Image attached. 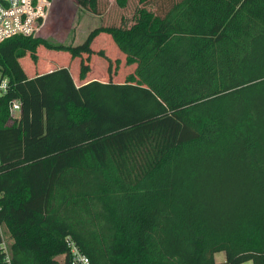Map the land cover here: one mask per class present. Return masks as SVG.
Masks as SVG:
<instances>
[{"label": "trees", "instance_id": "trees-1", "mask_svg": "<svg viewBox=\"0 0 264 264\" xmlns=\"http://www.w3.org/2000/svg\"><path fill=\"white\" fill-rule=\"evenodd\" d=\"M77 1L98 14L99 0ZM101 34L136 66L124 83L77 87L68 68L30 78L19 61L41 46L90 61ZM0 72L12 264H62L68 237L92 264H264V0L142 8L77 46L16 37L0 44Z\"/></svg>", "mask_w": 264, "mask_h": 264}, {"label": "rangeland", "instance_id": "rangeland-1", "mask_svg": "<svg viewBox=\"0 0 264 264\" xmlns=\"http://www.w3.org/2000/svg\"><path fill=\"white\" fill-rule=\"evenodd\" d=\"M177 1L180 0H151L143 4L141 0H99L98 14H94L90 10L82 9L77 0H57L50 16L49 25L39 39L52 45H81L96 28H129L136 22L140 9L146 8L156 14H162ZM92 49L95 55L91 57L90 61L87 55L74 59L67 52L51 51L43 46L39 47L37 51L38 62H35L29 53H20L19 61L30 76L65 66L74 71L76 78H81L82 61L91 68L90 79L108 82L112 77L114 81L124 83L127 77L134 73L136 66L126 64V57L119 51L110 35L101 34L92 44ZM101 51H104L108 59L112 61V73H109L110 63L108 60L98 55ZM117 61H120L119 66L116 64ZM87 79L88 76L85 79L81 78V81ZM59 261L63 264L64 257L59 258ZM216 261L218 264H225V253L217 254ZM244 264H253V262L249 261Z\"/></svg>", "mask_w": 264, "mask_h": 264}, {"label": "built area", "instance_id": "built-area-1", "mask_svg": "<svg viewBox=\"0 0 264 264\" xmlns=\"http://www.w3.org/2000/svg\"><path fill=\"white\" fill-rule=\"evenodd\" d=\"M57 0H0V44L7 40L23 37L38 39L46 31L50 16ZM9 82L0 80V97L7 94ZM8 124L20 118L23 105L21 100L14 99L10 104ZM0 151V166H1ZM0 195V263L12 264V243L10 233L2 220L3 205ZM69 264H92L91 259L82 252L72 237L66 239Z\"/></svg>", "mask_w": 264, "mask_h": 264}, {"label": "crops", "instance_id": "crops-1", "mask_svg": "<svg viewBox=\"0 0 264 264\" xmlns=\"http://www.w3.org/2000/svg\"><path fill=\"white\" fill-rule=\"evenodd\" d=\"M61 68H67V67H60V68H58V69H61ZM58 69H56V70H58ZM69 70H70V68H68ZM52 71H55V70H51V69H49L47 72H45V73H41V74H38V75H43V74H47V73H50V72H52ZM70 73H71V75H72V78H73V80H74V82H75V84H76V86L77 87H81V86H83V85H86V84H88V83H90V82H92V81H99V82H103V83H107V82H105V81H103V80H97V79H90L91 77V73L88 75V79L86 80V81H81V78L80 77H78V78H76L75 77V75H74V71H71L70 70ZM38 75H32V76H30V75H28L30 78H34V77H36V76H38ZM77 79V80H76ZM109 82V81H108ZM114 82H116V81H114ZM116 83H121V82H116ZM217 256V255H216ZM226 257V256H225ZM215 259H216V257H215ZM216 263H217V261H216ZM218 264V263H217Z\"/></svg>", "mask_w": 264, "mask_h": 264}]
</instances>
